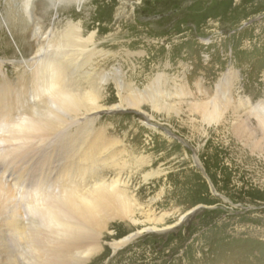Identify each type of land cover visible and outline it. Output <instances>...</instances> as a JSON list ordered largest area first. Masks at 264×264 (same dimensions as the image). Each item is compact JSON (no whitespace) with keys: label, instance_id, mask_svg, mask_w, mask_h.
<instances>
[{"label":"rangeland","instance_id":"rangeland-1","mask_svg":"<svg viewBox=\"0 0 264 264\" xmlns=\"http://www.w3.org/2000/svg\"><path fill=\"white\" fill-rule=\"evenodd\" d=\"M5 4L0 0V78H11L12 61L19 60L21 50L5 21ZM71 7L89 15L88 21L77 18L75 23L86 37L94 32L101 68L92 73L104 90L102 104H121L116 79L144 91L168 81L163 95L179 109L178 114L155 112L146 103L144 112L111 109L93 117V129L104 126L107 136L119 140L124 151L118 154L116 173L131 179L139 205L138 223L110 227L104 251L86 263L264 264V151L249 152L258 164H248L243 174L245 168H232L215 144L237 122L233 106L264 98V0H85ZM22 8L19 0L18 14L25 20ZM25 22L30 34L32 25ZM228 69L233 72L230 87L218 88ZM215 98L228 103L227 122H210L202 114L213 108L211 101L218 102ZM31 147L34 151L38 145ZM32 200L25 195L0 200L1 264L36 261L28 260L26 241L12 224L13 219L34 220L27 210ZM155 223L175 225L144 231ZM115 241L120 245L113 246Z\"/></svg>","mask_w":264,"mask_h":264},{"label":"bare ground","instance_id":"bare-ground-1","mask_svg":"<svg viewBox=\"0 0 264 264\" xmlns=\"http://www.w3.org/2000/svg\"><path fill=\"white\" fill-rule=\"evenodd\" d=\"M83 1L22 0V12L32 25L30 34L26 19L18 14L19 0H6L3 11L21 56L17 61L11 60L15 66L14 75L0 78V145L3 152L0 165H10L2 166L0 200L22 195L33 198L27 210L34 220L22 224L13 219L12 224L26 241L28 260L36 258L34 264H88L86 261L92 254L104 251L103 240L111 234L110 227L138 223L135 211L139 201L131 189V179H124L121 171L116 173L118 154L124 150L119 140L106 135L104 126L93 129V117L98 118L101 111L111 109L144 112L142 105L146 103L155 112L170 114L173 110L179 113L178 106L168 103L163 95L168 81L156 89L154 84L144 91L116 79L121 104L110 108L101 103L104 90L98 75L92 73L97 67L101 68L99 64L96 66L99 55H96L94 32L87 31L86 37L82 25L75 23L77 18L88 21L89 15L88 12L77 13L71 7L74 2L81 4ZM82 19L80 22L84 23ZM86 26L90 29L88 23ZM6 41L2 39L1 43ZM232 76V69L225 71L218 88H229ZM6 95L11 96L7 108ZM228 96L231 93L226 95L229 102ZM217 101H211L213 108L202 112L210 122L225 118L224 104L228 103ZM252 102L232 107L238 116L237 122L232 132L225 128L226 136H218L215 142L232 168H245L243 174L246 169L250 170L247 165L254 162L249 152L264 151V98ZM195 106L202 110L201 104ZM150 117L153 118L151 114ZM41 121L47 122L44 130L38 127ZM3 127L5 133H2ZM65 127L70 128L68 137L52 143L49 138L57 129ZM32 145L38 147L32 151ZM37 174L42 183H31ZM16 190L19 193L14 195ZM190 212L181 214L177 222ZM175 223L164 228L155 223L144 231L164 230ZM112 245H120V242Z\"/></svg>","mask_w":264,"mask_h":264},{"label":"snow or ice","instance_id":"snow-or-ice-1","mask_svg":"<svg viewBox=\"0 0 264 264\" xmlns=\"http://www.w3.org/2000/svg\"><path fill=\"white\" fill-rule=\"evenodd\" d=\"M11 102V96L10 95H6L5 97V108H7V106L10 104ZM47 126V122L46 121H41L38 122V127L40 128V130H44V128ZM70 132V128L65 127V128H61V129H57L54 136L50 137V141L52 143H55L58 140H62L68 137V134ZM31 183L36 184V183H42V178L39 174L33 176Z\"/></svg>","mask_w":264,"mask_h":264}]
</instances>
